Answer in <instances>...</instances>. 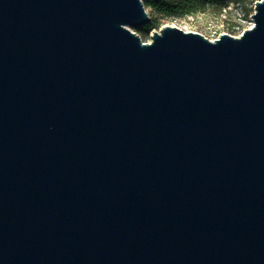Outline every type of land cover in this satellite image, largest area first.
<instances>
[{
  "label": "water",
  "instance_id": "95a60500",
  "mask_svg": "<svg viewBox=\"0 0 264 264\" xmlns=\"http://www.w3.org/2000/svg\"><path fill=\"white\" fill-rule=\"evenodd\" d=\"M144 0H0V264H264V0L213 41Z\"/></svg>",
  "mask_w": 264,
  "mask_h": 264
},
{
  "label": "rangeland",
  "instance_id": "374dc122",
  "mask_svg": "<svg viewBox=\"0 0 264 264\" xmlns=\"http://www.w3.org/2000/svg\"><path fill=\"white\" fill-rule=\"evenodd\" d=\"M253 5L254 3L250 0L243 3L228 2L221 8L212 7L204 12L174 19L158 16L151 8L144 6V10L151 20L158 23V29L147 34L139 32L138 29H131L143 43L149 42L151 34L159 32L163 26H175L185 32H195L211 41L217 39L221 34L236 37L252 24Z\"/></svg>",
  "mask_w": 264,
  "mask_h": 264
},
{
  "label": "trees",
  "instance_id": "16d2710c",
  "mask_svg": "<svg viewBox=\"0 0 264 264\" xmlns=\"http://www.w3.org/2000/svg\"><path fill=\"white\" fill-rule=\"evenodd\" d=\"M248 0H144L143 6H147L153 10L158 16L165 18H181L204 12L208 8H221L228 2L243 3ZM252 3L261 0H250ZM158 29V23L151 20L145 27L138 29L139 32L147 34L152 30Z\"/></svg>",
  "mask_w": 264,
  "mask_h": 264
},
{
  "label": "built area",
  "instance_id": "2783aa9c",
  "mask_svg": "<svg viewBox=\"0 0 264 264\" xmlns=\"http://www.w3.org/2000/svg\"><path fill=\"white\" fill-rule=\"evenodd\" d=\"M251 27H252V24H251L247 29H249V28H251ZM241 33H242V32H241ZM241 33H240V34H241ZM240 34H239V35H240ZM239 35H238V36H239Z\"/></svg>",
  "mask_w": 264,
  "mask_h": 264
}]
</instances>
